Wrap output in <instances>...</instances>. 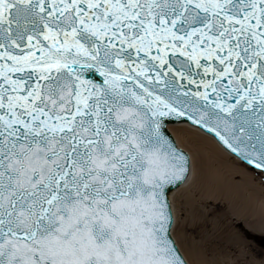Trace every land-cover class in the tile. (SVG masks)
Instances as JSON below:
<instances>
[{
    "label": "snow or ice",
    "instance_id": "1",
    "mask_svg": "<svg viewBox=\"0 0 264 264\" xmlns=\"http://www.w3.org/2000/svg\"><path fill=\"white\" fill-rule=\"evenodd\" d=\"M186 130L264 180V0H0V264H188Z\"/></svg>",
    "mask_w": 264,
    "mask_h": 264
},
{
    "label": "bare ground",
    "instance_id": "2",
    "mask_svg": "<svg viewBox=\"0 0 264 264\" xmlns=\"http://www.w3.org/2000/svg\"><path fill=\"white\" fill-rule=\"evenodd\" d=\"M177 139L194 166L193 188L221 212L219 224L210 225L203 239L184 238L188 264H250L264 252L263 185L211 138L186 130ZM233 221L243 225V237L229 227Z\"/></svg>",
    "mask_w": 264,
    "mask_h": 264
},
{
    "label": "rangeland",
    "instance_id": "3",
    "mask_svg": "<svg viewBox=\"0 0 264 264\" xmlns=\"http://www.w3.org/2000/svg\"><path fill=\"white\" fill-rule=\"evenodd\" d=\"M255 181L259 184H262L263 185L262 187L264 188V182H263L264 180H261V178L255 176Z\"/></svg>",
    "mask_w": 264,
    "mask_h": 264
},
{
    "label": "water",
    "instance_id": "4",
    "mask_svg": "<svg viewBox=\"0 0 264 264\" xmlns=\"http://www.w3.org/2000/svg\"><path fill=\"white\" fill-rule=\"evenodd\" d=\"M187 152V151H186ZM188 153V152H187ZM188 155H189V157H190V154L188 153ZM190 159H191V157H190Z\"/></svg>",
    "mask_w": 264,
    "mask_h": 264
}]
</instances>
